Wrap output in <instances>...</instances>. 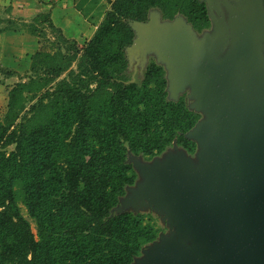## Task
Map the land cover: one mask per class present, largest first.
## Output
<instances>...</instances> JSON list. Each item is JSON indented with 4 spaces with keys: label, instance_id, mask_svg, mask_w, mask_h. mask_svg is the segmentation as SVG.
<instances>
[{
    "label": "trees",
    "instance_id": "1",
    "mask_svg": "<svg viewBox=\"0 0 264 264\" xmlns=\"http://www.w3.org/2000/svg\"><path fill=\"white\" fill-rule=\"evenodd\" d=\"M111 2L82 47L49 14L25 24L48 39L46 22L58 37L32 54L0 121V264H132L163 231L150 213H112L138 178L129 154L152 159L174 142L195 153L186 134L202 115L184 95L170 97L156 61L141 82L130 80L132 21H148L155 8L199 32L212 20L205 0Z\"/></svg>",
    "mask_w": 264,
    "mask_h": 264
},
{
    "label": "water",
    "instance_id": "2",
    "mask_svg": "<svg viewBox=\"0 0 264 264\" xmlns=\"http://www.w3.org/2000/svg\"><path fill=\"white\" fill-rule=\"evenodd\" d=\"M205 1L215 27L202 38L181 16L161 21L150 12L148 21H132L128 59L157 52L170 97L189 90L190 108L204 114L186 134L199 167L179 149L166 162L139 163L142 178L114 208L133 194L132 206L153 202L173 222L172 237L134 264H264V70L251 60L264 4Z\"/></svg>",
    "mask_w": 264,
    "mask_h": 264
},
{
    "label": "rangeland",
    "instance_id": "3",
    "mask_svg": "<svg viewBox=\"0 0 264 264\" xmlns=\"http://www.w3.org/2000/svg\"><path fill=\"white\" fill-rule=\"evenodd\" d=\"M227 1L230 3L234 2V0H227ZM260 1L263 2V4H264V0L258 1L260 3L259 5H260V9H261V2ZM225 3H227V2L222 1V4L224 6H225ZM225 7H224V9L227 12L228 6L226 8ZM29 11L33 12V10H29ZM29 11L26 10V14ZM85 11H86V9H85ZM156 12L158 14H160L161 21L167 20V19H164L162 17V13L160 12L159 9H156V8L151 10V15H153V14L155 15ZM23 15H25V12L23 13ZM177 16H178V18H179V16H181V17H183L184 20L187 21V19L183 15L178 14ZM177 16H176V18H177ZM41 27L46 32L48 39L41 38V47L39 48V50L41 48H43V46L45 48L50 49L51 41H56V38L58 37V35L55 34L54 32H52V30L50 29L48 24L47 25L42 24ZM214 27H215V23L212 22L210 28H208L202 32H199V33L197 31L196 32H197L198 36L202 38L205 34L213 32ZM257 40H258V45L255 48L256 49L255 53L257 56H254L251 52V54H252L251 60L254 61L255 64L258 65L262 70H264V33H262V31H260V37ZM256 42L257 41L253 42L254 46L256 45ZM22 44L23 43L19 42V41L15 42V45L17 47L19 45H22ZM5 45L7 46V48H11V49L15 48V46L9 42H6ZM80 45L82 47V45H83L82 41L80 42ZM11 49L5 54L0 53V121L3 120V116L5 115V113L7 111V104H8L7 99H8L9 87L13 86L16 82H18L22 78L26 79V76L31 74V71H30L31 56L30 55L27 56L26 59L22 58V60H25V62L21 63V65L20 64L18 65V62L15 59L18 55H13V52ZM128 53L131 54L132 51H130ZM139 54L141 55L142 53H139ZM152 61H156L157 63L163 65L165 70H166V75H168V69L162 63L163 59H161L160 56L155 51H146L142 56H140V59H138V57L135 56V54H132L129 57V68H128L126 74L128 75V77H130L131 81L141 82L145 76V71H146L148 65ZM10 69H18L19 71L15 72L16 73L15 76H8L7 73H8V70H10ZM179 95L180 96L184 95L187 103L190 106L195 101L194 98L190 96L189 90H185L184 92H180ZM201 115L203 117L204 114L201 113ZM13 148H14V146L12 145L9 147V150H11ZM177 149H179L180 153L186 155L187 157L194 158V161H195L194 164L199 167L198 160L195 159V153H189L184 147L178 145L175 142L172 146L167 148L162 154L157 155L155 157H158V160H160V161L166 162L174 156L175 150H177ZM155 157H153L152 159H146L143 157H139V159H138L135 157L134 154L130 153L129 154V161L132 162V164L135 166L139 163L146 164L147 162H152ZM136 171L138 173L137 181H139V179H141L142 176L139 175V172L137 169H136ZM136 183L134 185L128 186L127 192L130 190L131 187L135 186ZM132 198H134L133 194H130L128 197H126V200L124 199L123 202H121L120 206L118 208L114 209L113 214L118 213L119 210L127 208V210H130V211L150 213L154 216L157 224L163 228V231L161 232L160 236L158 237V239L155 242L150 243V244L145 246L144 250L149 252L155 243L160 244L163 239L172 237L173 227H174L173 222L169 217H167L165 211L162 208H160L158 205L154 204L153 202L148 201L147 204H144L143 206L141 204H138V206H137L138 209H137L134 206H132V204L130 203L131 201H133ZM151 203L154 205H151ZM21 207H22L23 214L31 221L32 228H33L34 232L37 233L36 224L30 218L26 207L23 204H21ZM189 245H191V244H189ZM145 256H146V254L143 252L139 257L144 258ZM134 263H136V260L134 261Z\"/></svg>",
    "mask_w": 264,
    "mask_h": 264
},
{
    "label": "crops",
    "instance_id": "4",
    "mask_svg": "<svg viewBox=\"0 0 264 264\" xmlns=\"http://www.w3.org/2000/svg\"><path fill=\"white\" fill-rule=\"evenodd\" d=\"M111 4V0H0V29L12 25L11 29L0 30V53L5 54L11 49L5 45L9 42L15 46L11 50L13 55H18L15 58L18 65L24 63L25 60L22 58L32 56L41 47V37L33 34L25 24L47 14L55 26L62 30L65 37L76 40L79 45L82 41L84 45L93 36ZM26 10L33 12L29 11L26 14ZM44 24L47 25L46 22H43ZM17 41L23 44L17 47L15 45Z\"/></svg>",
    "mask_w": 264,
    "mask_h": 264
},
{
    "label": "flooded vegetation",
    "instance_id": "5",
    "mask_svg": "<svg viewBox=\"0 0 264 264\" xmlns=\"http://www.w3.org/2000/svg\"><path fill=\"white\" fill-rule=\"evenodd\" d=\"M161 12V11H160ZM162 17H163V15H162ZM164 18V17H163ZM165 19V18H164ZM170 20H172V19H170ZM210 28V27H209ZM208 29V28H207ZM206 30V29H205ZM195 31H197L198 33H199V31L198 30H195Z\"/></svg>",
    "mask_w": 264,
    "mask_h": 264
}]
</instances>
